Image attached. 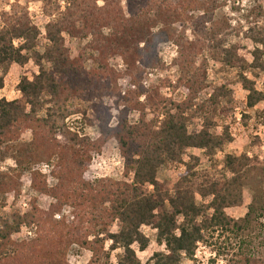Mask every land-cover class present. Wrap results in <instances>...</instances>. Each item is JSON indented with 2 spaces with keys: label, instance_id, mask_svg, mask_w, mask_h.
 <instances>
[{
  "label": "trees",
  "instance_id": "obj_1",
  "mask_svg": "<svg viewBox=\"0 0 264 264\" xmlns=\"http://www.w3.org/2000/svg\"><path fill=\"white\" fill-rule=\"evenodd\" d=\"M39 1L47 20L44 34L17 4L7 3L9 12L0 13V90L11 66L32 63L38 69L31 79L20 80L17 100H0V149L11 151L18 167L12 173L0 172V197L17 199L21 174L27 172L32 189L52 202L42 209L32 199L23 213L0 215V264H70L68 254L74 247L90 253L87 264H108L114 252H119L116 264H141L134 247L144 251L148 245L142 227L155 230L164 247L148 264H183L195 261L198 245L205 244L210 235L261 225L264 199L256 195L245 217L235 220L226 213L233 205L226 194L234 179L198 170L182 158L187 150H197L211 159L232 142L228 132L220 136L211 131L213 117L225 112L222 103L231 101L228 89L212 88L206 104H195L208 89L209 61L239 71L248 108L264 102V82L258 91L244 75L249 70L264 71V25L257 23L264 21V11L256 10V23L243 34L254 47L248 64L238 56L237 47L227 48L226 36L211 24V8L200 0H115L117 4L100 0L101 8L98 0ZM122 1L126 14L119 7ZM179 23L185 25L189 38L172 33ZM67 39L86 42L84 53H89L92 66L86 67L80 52L71 55ZM40 40L44 41L42 52L38 51ZM168 42L177 53L172 62L179 74L176 86L145 87L143 75L163 70L158 47ZM110 57L119 58L130 76L129 91L123 96L117 90L118 76L108 66ZM164 85L179 90L184 101L163 98ZM111 97L116 98L118 111L113 128L109 127V109L102 103ZM92 98L100 103L82 116L97 126L100 137L96 141L79 135L67 123L80 114L76 102ZM132 111L138 113L133 123L128 118ZM197 112L203 119L201 129L189 133L186 115ZM109 139L118 145L124 175H132L130 183L83 178L91 155L100 153ZM249 162L247 156L227 155L223 166L236 177ZM43 164L52 168V188L40 176ZM177 164L184 170L171 188L157 180L161 167ZM64 208L70 209V217L62 215ZM114 224L117 231L112 232ZM23 231L32 236L17 241L15 236ZM214 256L215 260L222 257L217 251ZM225 263L264 264V258L250 254L243 244Z\"/></svg>",
  "mask_w": 264,
  "mask_h": 264
},
{
  "label": "rangeland",
  "instance_id": "obj_2",
  "mask_svg": "<svg viewBox=\"0 0 264 264\" xmlns=\"http://www.w3.org/2000/svg\"><path fill=\"white\" fill-rule=\"evenodd\" d=\"M54 0H51L53 2ZM207 4L212 11V23L221 36H226L227 48L231 46L237 47V54L244 59L248 64L251 63L250 53L254 47L252 43L244 39V33L249 27L256 23V10L264 11V0H200ZM117 4V1H111ZM17 4L20 8L26 9L30 20L38 26L43 33L44 24L47 20L43 14V4L39 0H0V13L9 12V7L6 4ZM97 6L103 7V2L98 0ZM63 8L64 4L59 3ZM119 7L126 14L125 2H120ZM258 25H264L263 20H257ZM172 33L175 36L189 38L190 33L184 24H176L172 28ZM44 34V33H43ZM67 47L74 57L79 52L83 56L84 64L87 68L93 65L92 59H89V53H84L86 42L71 41L67 39ZM44 41L40 40L38 51L42 52ZM158 56L161 63L164 65L163 70L151 71L149 74L142 76V81L145 87L152 85H161L170 83L171 86H176L179 77L176 68H172V62L176 59V48L172 42L161 44L158 47ZM110 70L117 74L116 85L118 93L123 96L129 91L130 76L126 72V67L119 58L110 57L107 60ZM264 63V58H263ZM37 67L29 63L24 67L11 66L7 74L3 77V88L0 90V100L4 99L8 102L17 100L19 93L17 91L20 80L24 77L32 78L33 74H37ZM239 71L216 65L208 62L206 84L207 88L198 97L195 104H203L210 97V90L219 86H224L231 93V101L223 102L222 107L225 108L224 114L220 111L213 117L212 132L218 135H223L228 132L232 138V142L226 145L222 152H218L213 158L208 159L203 156L201 151L187 150L182 158L184 163L191 166H196L198 170H211L215 174L225 176L229 181L234 180L229 184L228 192L229 201L233 205L226 210V213L235 220H240L245 217L247 208L257 195L264 199V102L257 104L253 108L247 107V93L244 91L238 82ZM247 79L255 82V87L258 91L262 90L264 82V71L249 70L244 73ZM92 89V87H91ZM163 98L173 100L180 103L184 101V96L179 90H173L171 87L163 86L160 90ZM102 99L103 106L109 109L110 120L109 127L116 126L118 111L115 108V97ZM143 99H141L142 101ZM205 102V104H206ZM96 98L84 99L76 102L77 108L80 110L79 115H75L67 120V123L72 130L88 137L91 141H96L100 135L97 126L89 125L83 120L82 112L89 114V108L92 105L99 104ZM120 105V109H122ZM209 109V106H205ZM187 116L188 132L194 133L201 129L203 119L197 112ZM130 122H135L138 118V113L132 111L128 113ZM27 139V137H25ZM12 144H8L11 146ZM227 155L247 156L250 160L243 173L236 177H231L227 174L223 164L224 158ZM13 153L5 151V147L0 149V172L12 173L16 171L17 164L12 159ZM195 158L197 160H192ZM198 161V162H197ZM40 176L48 188L55 186V181L51 175V166L43 164L39 168ZM182 165H166L159 169L157 180L160 183L166 184L169 188L172 187L178 176L183 172ZM83 178L86 181H94L99 179H110L116 182L130 183L132 175H124V161L120 155L118 145L115 140L109 139L101 148L100 153L91 155V162L84 172ZM30 173L23 172L20 178V195L17 199L12 195L0 197V215L8 216L12 212H24L27 209V204L32 199L37 200V204L42 209H47L52 202L51 199L40 195L32 189ZM62 215L70 217V209L64 208ZM60 216L55 219L59 220ZM112 232L117 231V224L112 227ZM141 232L148 240V245L144 251H138L134 247L136 255L141 264L150 263V259L156 253L163 252L164 247L160 245L156 238V231L151 227H142ZM32 236L31 232L23 231L15 236L17 241H23ZM247 247L250 254L264 258V219L261 225H252L248 230L242 232L223 231L212 234L207 239L205 244H199L195 253V261H184L183 264H226L225 260H229L232 254H237L239 245ZM215 251L220 252L221 258L215 260ZM119 252L111 253L108 264H116L117 255ZM90 258V253L79 248H72L68 254L70 264H87Z\"/></svg>",
  "mask_w": 264,
  "mask_h": 264
}]
</instances>
